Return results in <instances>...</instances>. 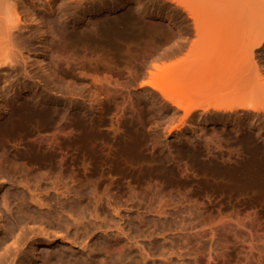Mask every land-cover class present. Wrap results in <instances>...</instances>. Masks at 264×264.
<instances>
[{
  "label": "rangeland",
  "instance_id": "obj_1",
  "mask_svg": "<svg viewBox=\"0 0 264 264\" xmlns=\"http://www.w3.org/2000/svg\"><path fill=\"white\" fill-rule=\"evenodd\" d=\"M13 1L37 18L0 70V195L64 217L13 209L2 263L264 264V0Z\"/></svg>",
  "mask_w": 264,
  "mask_h": 264
},
{
  "label": "bare ground",
  "instance_id": "obj_2",
  "mask_svg": "<svg viewBox=\"0 0 264 264\" xmlns=\"http://www.w3.org/2000/svg\"><path fill=\"white\" fill-rule=\"evenodd\" d=\"M17 1V0H16ZM37 1H42L43 2V5H44V7H49V9H52V8H54V7H51L52 6V3H53V0H37ZM70 1V0H69ZM73 1V0H72ZM77 1V0H76ZM81 0H79V2H80ZM67 3H69L68 1H66ZM71 2V1H70ZM74 3H75V1H73ZM65 3V2H64ZM66 3V4H67ZM78 4V3H77ZM70 5H72L71 3H70ZM16 6H17V4L15 3V1H13V0H0V70L1 69H3L4 67H10L11 66V64H12V69L14 70V68H15V66H17V65H15L14 64V66H13V63H15V60H16V62L17 61H19L18 59L20 58V59H22V60H26V58H24V55H22V53L23 52H21L20 51V47H22L23 45L26 47L27 45L26 44H28V42H29V40H27V39H23L22 37V39H20V36H21V33H22V30L24 29V25H23V21H26V19H27V17H28V19H30L29 17L31 16V20L33 21V20H36V18L37 17H35V14H33L34 13V11H35V9L34 10H29V9H27V10H25L24 11V17L23 16H21L22 14L21 13H19V10L16 8ZM32 6H36V4H32ZM54 6V5H53ZM105 7V6H104ZM20 8V7H19ZM52 11V10H51ZM51 11L49 12V13H51ZM61 12H62V10H61ZM23 13V12H22ZM23 18L25 19V20H23ZM43 18L45 19V17L43 16ZM42 22V21H41ZM43 23V22H42ZM42 25V24H41ZM23 34V33H22ZM24 36V35H23ZM30 37V36H29ZM26 38V37H25ZM29 39V38H28ZM25 49V48H24ZM253 59V58H252ZM238 62V61H237ZM234 63H236L235 61H234ZM238 64V69H236V71L238 70L239 71V74L237 73V72H235V66ZM9 65V66H8ZM232 65H235V64H231V65H229L230 67H232ZM236 65L235 66H233L232 68H231V71L232 72H234L235 73V75H236V77H234V73H230V75H232V76H230V79H229V81L230 80H232L233 78H235V81H234V79H233V83H232V81H228L229 83H231V85H230V90L232 91L233 89L232 88H236V87H234V86H238V84H239V86L240 85H242V86H244V83L246 82V80H248V77H244L242 80L241 79H239L238 78V81L240 80L241 82H243V84H240V82L238 83L236 80H237V77L238 76H240V78H241V73H243L244 71L243 70H246L245 68H247V70H248V66H249V70H251V73L253 74V72L252 71H255V69L257 68L255 65V63H254V60H239V63H236ZM254 65V66H253ZM160 66V65H159ZM158 65H156L154 68L157 70H155L156 71V73H155V76L158 78V79H161L160 78V76L162 75V73H163V71L165 72L166 71V66H160L159 67ZM251 66H253L252 68L254 69V70H252V68L250 69V67ZM230 67H229V69H227L228 71L230 70ZM255 67V68H254ZM165 68V69H164ZM234 68V69H233ZM244 68V69H243ZM233 69V70H232ZM242 70V71H241ZM155 71H153V72H155ZM230 71V72H231ZM241 71V72H240ZM188 72L189 71H187V78H188V76H189V74H188ZM183 73V72H182ZM250 73V75H251V77L253 76L252 74ZM255 73V72H254ZM257 74H258V70H257ZM160 75V76H159ZM180 75V74H179ZM159 76V77H158ZM184 76H182V78H183ZM229 77V76H228ZM257 77V76H256ZM232 78V79H231ZM173 79L175 80H173L175 83H176V80H178V79H175L174 77H173ZM253 79H255V78H253ZM183 80H185V78H183ZM257 80V79H256ZM154 81V80H153ZM153 81H152V83H153ZM249 81V80H248ZM161 82H163V81H161ZM160 82V83H161ZM237 82V83H236ZM151 83V84H152ZM237 85H236V84ZM248 83V82H247ZM154 84H155V82H154ZM228 85V84H227ZM154 87H156L155 85H153ZM158 86H160V85H158ZM229 86V85H228ZM228 86H226V90H229V88H228ZM238 86V87H239ZM237 87V88H238ZM254 87H256L255 86V84L253 85L252 84V82H249L248 83V86H246L245 88L246 89H250V92L251 93H254V91H255V88ZM242 88V87H241ZM240 88V89H241ZM26 90V89H25ZM162 90H164V89H162ZM230 90H229V96H233V94H232V92L233 93H235L234 91L235 90H233L231 93H230ZM239 90V89H238ZM245 90V89H244ZM160 91V90H159ZM31 92V91H30ZM162 91H160V93H161ZM236 92L237 93H239L237 90H236ZM246 92V91H245ZM24 93V92H23ZM22 93V94H23ZM32 93V92H31ZM236 93V94H237ZM247 93V92H246ZM3 94H4V92H3ZM26 94V93H25ZM151 94V93H150ZM240 94H242V89H241V93ZM243 94H244V91H243ZM5 95V94H4ZM227 95H228V93H227ZM246 95V94H245ZM164 96H167V98L171 101V103H173L175 106H177L178 108H182V110L184 109L185 110V112L189 115L191 112H192V106L191 105H193V103H189V101L188 102H182V101H184V100H180V98L181 97H179L178 98V95L176 96V94H175V96L176 97H171L170 95H167V94H164ZM234 96H236L235 94H234ZM157 96H155V98H156ZM160 97V96H159ZM1 99V98H0ZM4 99H5V97H4ZM183 99V98H182ZM161 100V99H160ZM159 102V101H158ZM161 102V101H160ZM1 103V102H0ZM237 104V103H236ZM235 104V105H236ZM239 104V103H238ZM234 105V106H229V105H227V107H222V108H218V106H214L215 108H214V110L216 109V108H218V110L219 111H223V112H226L227 113V115L226 114H221V113H218L217 115L219 116V118H220V115H226L227 116V118H232L233 117V115L234 114H236V113H239L238 111L239 110H242V109H250V111H253L255 114H258V113H260V111H262L261 110V108L258 106V105H256L254 102L253 103H249V104H245V103H240V104H242V105ZM0 106L2 107V105L0 104ZM4 106V105H3ZM206 106V105H205ZM0 107V108H1ZM192 107V108H191ZM208 106H206V108H207ZM2 108H4V107H2ZM195 108H196V110H197V105H195ZM195 108H193V109H195ZM208 108H210V107H208ZM207 108V110L209 111V109ZM175 109V108H174ZM200 109V108H199ZM202 109H205V107H201V110ZM196 110H195V112H196ZM212 110H213V107H212ZM214 110H213V112H214ZM217 110V109H216ZM1 111V110H0ZM198 111H200V110H198ZM207 111V112H208ZM194 112V111H193ZM201 113L202 112H205L204 110H202V111H200ZM210 112H212L211 110H210ZM247 112V111H246ZM185 113V114H186ZM216 113V112H215ZM250 113V112H249ZM262 113V112H261ZM210 114L211 113H209L208 115V118L210 117ZM213 114V113H212ZM192 115V114H191ZM199 115V114H198ZM200 115H202V114H200ZM200 115H199V118H200ZM205 115V114H204ZM214 115V114H213ZM187 115H185L184 117L185 118H187L186 117ZM229 116V117H228ZM232 116V117H231ZM203 117V116H202ZM213 117V116H212ZM205 118H207V117H205ZM223 118V117H222ZM227 118H225V119H227ZM200 119H202V118H200ZM204 119V118H203ZM210 119V118H209ZM216 119H218V118H216ZM186 120V119H185ZM187 120H189V119H187ZM206 120V119H205ZM222 120V119H221ZM228 120H230V119H228ZM211 121V120H210ZM199 122H200V120H199ZM202 122V121H201ZM205 122V121H204ZM207 122V121H206ZM212 122V121H211ZM224 122V121H223ZM227 122V121H226ZM218 123V122H217ZM241 123V122H240ZM201 124V123H200ZM213 124V123H212ZM215 124V123H214ZM223 124V123H222ZM225 124V123H224ZM223 124V125H224ZM238 124V123H237ZM236 125V124H235ZM241 128V127H240ZM0 179L1 180H3V182L2 181H0V191L1 190H3V188H5L6 186L4 185V178L1 176L0 177ZM1 194V193H0ZM8 192H6L5 194H3L2 196H1V202H0V229H7L6 231H0V264H3L2 262H4L3 261V259H4V256H5V254H8L9 253V249H10V246L8 245L9 243H7L8 242V239L10 238V237H12V234H13V225L11 224V222L7 219V214L9 213V212H12L13 211V209H19L20 211L23 209L24 210V208H26V212H29V217L30 218H32L33 220H35L36 221V219H35V215L37 214V213H39L38 215H39V217L40 218H45V217H56L57 219H60V220H63L62 218L64 217V216H60L59 215V213H62V212H57V210H55V209H51V208H53L54 206H49L48 208H50V209H47V212H43V210L39 207V210L38 211H36V212H33L32 210H30L29 208L30 207H28L29 205H27L26 203V201H25V199H23V200H21V201H23L22 203H19L20 202V200H18L19 199V197L21 198H23V194H15L14 196H8ZM27 193H25L24 194V197H27V195H26ZM26 195V196H25ZM30 196H31V199H32V201H34V200H36V196H34V194L32 195L31 193H30ZM39 196V195H38ZM37 196V197H38ZM18 197V198H17ZM13 198V199H12ZM39 198V197H38ZM30 199V200H31ZM79 198H77V200L76 201H79L78 200ZM15 200H16V202H15ZM17 200H18V202H17ZM44 200V199H43ZM74 200V203H76V201ZM42 200H38L37 199V202L41 205V207H42V204H43V202H41ZM42 203V204H41ZM78 203H80V202H78ZM58 204H60V207L62 208V210L63 209H66L67 207L69 208V211L71 212V211H74V209H75V206H74V204H72V203H64V202H58ZM27 205V206H26ZM45 205V204H44ZM47 205V204H46ZM49 205V204H48ZM76 206H79V204H76ZM47 207V206H46ZM11 214V213H10ZM16 214V213H15ZM14 214V215H15ZM24 214V213H23ZM30 214H32V215H30ZM9 215V214H8ZM62 215V214H61ZM22 216V215H21ZM21 216H19L20 218H21ZM19 217H17V218H19ZM27 217V216H26ZM19 218V219H20ZM18 219V220H19ZM22 219H24V218H22ZM21 220V219H20ZM43 220V219H42ZM65 220V219H64ZM14 221V220H13ZM17 221V220H16ZM26 221V219L23 221V222H25ZM19 223H20V221H18ZM21 222H22V220H21ZM44 222V221H43ZM63 222V221H62ZM66 222H68V221H66ZM6 223H8V228H6L5 227V225L7 226V224ZM10 223V224H9ZM15 223V222H14ZM13 223V224H14ZM17 224V222L14 224V226ZM19 224H17V226H18ZM16 227V226H15ZM12 228V229H11ZM18 229V228H17ZM41 229V228H40ZM15 230V229H14ZM42 230V229H41ZM46 229H43V231H45ZM47 231H45L44 232V234H48V233H46ZM14 237V236H13ZM49 240H50V238H51V236H48L47 237ZM53 240V239H52ZM10 241V240H9ZM48 245H51L52 244V242L51 241H49V243H47ZM33 245H35V244H33ZM45 245L46 244H44V247L42 246V247H40L39 249L41 250V251H43V250H47V248H45ZM34 247V246H33ZM32 249V248H31ZM30 249V251H32ZM38 249V250H39ZM35 250V249H34ZM33 250V251H34ZM37 250V249H36ZM35 250V251H36ZM37 250V251H38ZM36 251V253H38ZM61 252V251H60ZM21 253V250L20 249H18V248H16L15 250H14V253H12V255H14L15 254V256L13 257L12 255V257L13 258H11L10 257V263L9 264H19V262L18 261H20L21 259H18V257H16V256H19V254ZM32 253V252H31ZM30 253V254H31ZM34 253V252H33ZM41 253V252H40ZM57 253V252H56ZM30 254H27V255H30ZM60 254V253H59ZM63 254V253H62ZM33 255V254H32ZM61 255V254H60ZM10 256V255H9ZM9 256L7 257V258H9ZM41 256V255H40ZM57 257H59V261L61 262V260H62V257L63 256H59L58 254L56 255ZM26 257V256H25ZM24 257V259L26 260L27 258H25ZM39 257V255L37 256L36 254H34L33 255V259L35 260V259H37ZM88 257H89V255H88ZM17 258V259H16ZM19 258H21V256L19 257ZM91 258V257H90ZM86 259V258H85ZM92 259H93V257H92ZM8 261H9V259H7ZM5 261L7 264H8V261ZM24 260V261H25ZM39 260V259H38ZM89 260V259H88ZM91 260V259H90ZM23 261V260H22ZM23 261V262H24ZM27 261V260H26ZM87 261V260H86ZM28 262V261H27ZM32 262H34V261H32ZM35 262H37V261H35ZM79 262V261H78ZM91 262H92V260H91ZM59 263V262H58ZM57 263V264H58ZM76 263H77V261H76ZM32 264V263H31ZM37 264V263H36ZM61 264V263H60ZM74 264V263H73Z\"/></svg>",
  "mask_w": 264,
  "mask_h": 264
}]
</instances>
